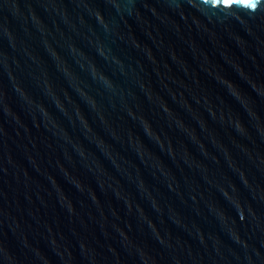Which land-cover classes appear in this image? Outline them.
Masks as SVG:
<instances>
[{"label":"water","instance_id":"1","mask_svg":"<svg viewBox=\"0 0 264 264\" xmlns=\"http://www.w3.org/2000/svg\"><path fill=\"white\" fill-rule=\"evenodd\" d=\"M0 264H264V0H0Z\"/></svg>","mask_w":264,"mask_h":264},{"label":"snow or ice","instance_id":"2","mask_svg":"<svg viewBox=\"0 0 264 264\" xmlns=\"http://www.w3.org/2000/svg\"><path fill=\"white\" fill-rule=\"evenodd\" d=\"M235 2V0H233ZM240 2L246 3L248 6L255 8L258 0H240Z\"/></svg>","mask_w":264,"mask_h":264}]
</instances>
